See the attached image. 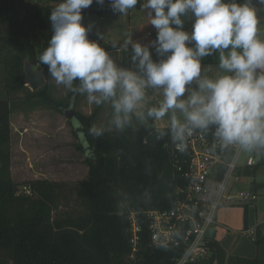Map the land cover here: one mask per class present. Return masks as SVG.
Segmentation results:
<instances>
[{
  "label": "trees",
  "instance_id": "16d2710c",
  "mask_svg": "<svg viewBox=\"0 0 264 264\" xmlns=\"http://www.w3.org/2000/svg\"><path fill=\"white\" fill-rule=\"evenodd\" d=\"M141 3L139 0L136 6ZM93 4L98 13L109 9L107 0L103 6ZM56 6L39 0H0V23L5 26L2 62L8 91L25 88L23 61L31 63L35 52L48 46L52 30L49 14ZM34 35L42 43L33 44ZM89 38L96 36L90 33ZM26 97L42 98L55 106L45 85L27 90ZM94 113H75L84 146L93 147L92 156H85L86 179L74 184L47 179L19 183L11 175L9 102L0 99V264H174L182 254L183 245L152 244L146 212L169 210L182 196L177 190L187 183L188 144L185 151L177 150L168 126L153 124L127 125L94 137L89 132ZM162 131L168 134L161 136ZM256 167L246 168L245 175L253 176ZM71 195L75 206L65 203V210L59 209L61 201H68ZM132 214L140 228L134 254ZM206 243L209 255L189 264H264V221L255 228L256 253L252 257L227 254L213 234L206 236Z\"/></svg>",
  "mask_w": 264,
  "mask_h": 264
},
{
  "label": "clouds",
  "instance_id": "9594fccd",
  "mask_svg": "<svg viewBox=\"0 0 264 264\" xmlns=\"http://www.w3.org/2000/svg\"><path fill=\"white\" fill-rule=\"evenodd\" d=\"M105 2L61 0L49 14L52 34L39 60L57 85L86 94L97 106L110 103L118 130L145 102L147 89L160 91L162 101L146 115L160 121L172 114L168 133L180 151L194 131L209 129L221 148L264 146V38L253 0H146L155 38L144 44L129 37L122 45L125 51L131 46L135 68L119 65L99 43L101 34L89 38L94 25L83 22L82 10ZM107 2L121 15L139 0ZM186 19L192 20L191 31L184 28ZM217 53L218 72L209 75L204 58ZM104 131L89 129L94 137Z\"/></svg>",
  "mask_w": 264,
  "mask_h": 264
},
{
  "label": "rangeland",
  "instance_id": "374dc122",
  "mask_svg": "<svg viewBox=\"0 0 264 264\" xmlns=\"http://www.w3.org/2000/svg\"><path fill=\"white\" fill-rule=\"evenodd\" d=\"M42 3L59 4L61 0H39ZM141 6L128 10L125 14L114 13L109 9L98 13L93 11L94 4L88 9L82 10L85 24H93L92 35L98 37L102 35L101 46L104 47L114 59V48L109 43H114L122 47L123 41L129 37L133 42L147 44L149 39L146 32L152 30L150 24L151 17ZM255 6L258 11V35L264 38V4L257 3ZM192 23V22H191ZM185 26V24H184ZM4 25L0 23V99H7L10 108L11 124V175L15 182L22 183L30 179H47L49 181H59L66 184H74L79 180L86 179L88 175V164L85 162V156H92V145L84 146V138L76 134L71 119L63 114L64 109L73 103L75 113L90 116L94 113L91 121V127H103L104 130L115 129L112 124L113 111L110 103L95 105L89 103L86 94H76L65 88L63 85H57L55 80L48 73L47 66L43 65L39 57L42 51H36L33 61L28 62L35 72H43L45 76L46 92L55 102V106L42 98H27L26 93L30 88L24 81L25 88L16 91H8L5 87V70L2 58L5 54L2 42L5 36ZM52 34V30H49ZM141 37L140 41L137 38ZM33 44L42 43L38 35L33 36ZM36 48V47H35ZM39 48V47H38ZM216 57L217 54H216ZM115 60V59H114ZM24 66V64H23ZM218 67V65H215ZM215 67V68H216ZM46 68V70H44ZM217 70V68H216ZM43 85V86H44ZM31 91V90H30ZM139 123L132 119L128 125L137 126ZM85 147V148H84ZM247 151H242L240 156L244 157ZM255 152L254 159L257 162L255 174L251 176L256 183L262 184L258 189L257 218L260 222L264 213L260 209V199L263 198L264 191V162H260V156ZM247 175H239L238 178L230 182V195H235L240 191L249 192L247 180L251 179ZM19 190L22 186L19 185ZM74 195L69 200L61 201L59 209L65 210L66 205L75 206ZM254 204L246 205L231 200L224 202L217 208L214 221L225 225L230 231H239L244 227L246 218L247 226H254L255 222ZM220 217V220H219ZM217 226V225H216ZM215 225L211 226L212 230ZM225 228V229H227ZM237 233V232H236ZM238 234V233H237ZM238 236L244 241V246L239 253L246 257H252L255 253L253 239L245 236L239 231Z\"/></svg>",
  "mask_w": 264,
  "mask_h": 264
},
{
  "label": "built area",
  "instance_id": "2783aa9c",
  "mask_svg": "<svg viewBox=\"0 0 264 264\" xmlns=\"http://www.w3.org/2000/svg\"><path fill=\"white\" fill-rule=\"evenodd\" d=\"M146 36L155 37L156 30L153 28L147 31ZM187 144L190 150L188 171L185 174L187 183L184 188L177 190L182 196L169 210L146 212L152 244L184 246L174 264L195 263L209 255L206 236L215 224V212L224 200L244 204L257 198L250 192L240 191L235 195L229 193V183L238 178L237 167L241 153L239 146L221 148L215 141L213 132L200 130L187 137ZM175 148L179 150L177 146ZM253 164V159L248 157L245 165ZM24 190L29 192L26 187ZM130 225V242L134 254L137 251L140 229L134 214ZM254 233V228L244 230V234L252 239Z\"/></svg>",
  "mask_w": 264,
  "mask_h": 264
},
{
  "label": "crops",
  "instance_id": "0c3cea01",
  "mask_svg": "<svg viewBox=\"0 0 264 264\" xmlns=\"http://www.w3.org/2000/svg\"><path fill=\"white\" fill-rule=\"evenodd\" d=\"M143 3V0H142ZM141 3V5H142ZM192 20L191 19H186L185 20V30L187 31H191L192 28ZM153 29V28H152ZM147 37V36H146ZM155 37H148L149 41L147 44H149ZM141 37L137 38V41H140ZM135 42V41H134ZM101 44V42H100ZM113 48H114V59L115 61L123 66V67H129V68H135V65L132 63L131 61V46L128 47L127 51L123 50V47L117 46L114 43H109ZM219 54L217 53V56ZM153 58L157 59L158 57H156V54L153 50ZM212 61H208L205 62L203 61V66H205L208 70V74L209 75H215L218 72V67H216L215 65H218V57H216V54H214L213 56H211ZM205 60V58H204ZM202 66V67H203ZM217 70H216V68ZM163 97H162V93L160 91L157 90H153V89H147L146 90V98H145V102L139 107V109L137 110L136 113H134L131 118L136 120L139 124L137 126L134 127H139L141 125H148V124H153L156 127H166L169 125L170 122V117H171V113H169L164 119L160 120V121H153L151 118L147 117L146 113H147V109L150 107H158L160 102L162 101ZM143 116L144 119H140L139 117ZM244 150H241V153ZM255 152H258L257 154L260 156V162H264V146H260L252 151H247L244 154V157L241 158L240 161V156L238 159V167H237V174L239 175H245L244 170L246 168L252 167L253 165L257 164V162L254 159V155ZM248 157H251L254 161L253 165L247 166L245 165V161ZM251 177V176H249ZM234 181V180H232ZM248 183V189L250 193H253L256 195V199L255 200H251L248 201L246 203H244V205H246L248 207V205H252L254 204V209H255V222H254V226H247V221H246V227L244 225L243 229L239 230L244 234V230L248 229V228H256L257 225L261 224L264 221V217L263 219L258 222L256 220V216H257V205H256V201L258 199V189L260 186H262L261 182L260 183H256L255 180L251 177V179L247 180ZM230 185V183H229ZM230 190V187H229ZM263 195H264V191H263ZM261 202H259L260 204V209L261 212L264 213V196L263 198L260 199ZM220 220V217H219ZM215 227L209 231V234H213L214 237L219 241L220 245L224 248V250L226 251L227 254H231V255H240V256H245L242 255L241 253H239V250H241L244 246V241L240 238V236H238L239 231H230L227 227H225V225H220L217 222L214 224ZM217 225V226H216ZM227 228V229H225ZM245 235V234H244ZM246 236V235H245ZM254 251L256 253L255 250V246H254ZM254 253V255H255ZM253 255V256H254Z\"/></svg>",
  "mask_w": 264,
  "mask_h": 264
},
{
  "label": "water",
  "instance_id": "95a60500",
  "mask_svg": "<svg viewBox=\"0 0 264 264\" xmlns=\"http://www.w3.org/2000/svg\"><path fill=\"white\" fill-rule=\"evenodd\" d=\"M23 71L25 74L24 81L31 91H36L37 89L41 88L44 85L45 76L43 72H35L31 68L28 62H24ZM63 114L65 115L66 118L71 119L73 128L76 132H78L79 135L81 126L75 117V112L73 110V103L69 104L68 107L64 109ZM79 136L80 138H82L81 134Z\"/></svg>",
  "mask_w": 264,
  "mask_h": 264
}]
</instances>
